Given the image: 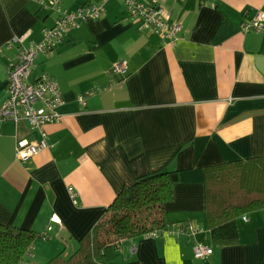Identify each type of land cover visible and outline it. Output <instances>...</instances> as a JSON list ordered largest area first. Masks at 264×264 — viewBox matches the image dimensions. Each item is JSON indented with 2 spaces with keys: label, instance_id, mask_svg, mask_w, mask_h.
<instances>
[{
  "label": "crops",
  "instance_id": "0c3cea01",
  "mask_svg": "<svg viewBox=\"0 0 264 264\" xmlns=\"http://www.w3.org/2000/svg\"><path fill=\"white\" fill-rule=\"evenodd\" d=\"M101 1L61 0V8ZM159 2L182 27L176 42L139 31L124 0H107L99 18L39 55L31 80L53 75L63 103L59 119L44 126L52 146L25 162L17 142L40 143L42 131L26 119L0 124V222L33 230L35 249L39 238L51 239L40 242L46 253L64 240L70 256L97 225L110 237L109 206L124 187L176 170L174 198L163 205L168 229L118 241L117 255L102 264H264V208L239 217L234 245H213L206 226V169L264 156V30L242 26L264 14V0ZM57 17L35 0H0V48L14 37L41 40ZM18 54L4 48L0 56V107ZM124 61L128 73L116 75L113 66ZM185 225L191 229L178 230ZM197 243L213 253L196 257Z\"/></svg>",
  "mask_w": 264,
  "mask_h": 264
},
{
  "label": "trees",
  "instance_id": "16d2710c",
  "mask_svg": "<svg viewBox=\"0 0 264 264\" xmlns=\"http://www.w3.org/2000/svg\"><path fill=\"white\" fill-rule=\"evenodd\" d=\"M178 181V171H164L124 187L109 206L121 211L113 228L118 240L97 237V225L80 239L76 252L70 256L62 253L47 264H102L109 261L110 254L117 255L118 241L167 230L163 205L173 200ZM206 202V226L213 245L237 244L239 217L264 208V156L209 166ZM36 238L33 230L0 222V264H28Z\"/></svg>",
  "mask_w": 264,
  "mask_h": 264
},
{
  "label": "built area",
  "instance_id": "2783aa9c",
  "mask_svg": "<svg viewBox=\"0 0 264 264\" xmlns=\"http://www.w3.org/2000/svg\"><path fill=\"white\" fill-rule=\"evenodd\" d=\"M41 6L55 10L58 17L54 25L43 29V37L37 42L29 45L23 44V38L14 37L6 45L5 49L17 47L18 57L11 61L8 66L9 81L7 100L0 107V124L6 120L18 122L26 119L32 129L42 131L43 138L40 143H34L29 139H20L15 148L16 157L22 161H27L38 154L42 149L51 147L47 141L44 126L59 119L57 108L62 105L63 97L57 79L43 72L36 80H31V74L37 66L41 53L52 51L64 42L67 32L71 28L79 27L89 18H99L105 10L107 0L100 3H84L74 11H66L61 8V0H35ZM127 12V22L142 32H153L161 40L166 42H176L181 31V25L171 22V12L159 0H125ZM245 31L264 30V14L258 15L251 21L243 23ZM0 48V56L4 52ZM116 75H126L129 67L126 61L113 66ZM84 100V96H81ZM71 197L77 203V192L70 187ZM244 219L247 217L244 216ZM191 229L189 225L180 226L179 231L184 232ZM161 230H154L150 236H159ZM195 256L203 258L213 253L211 246L197 243L194 246ZM34 255V254H33Z\"/></svg>",
  "mask_w": 264,
  "mask_h": 264
},
{
  "label": "rangeland",
  "instance_id": "374dc122",
  "mask_svg": "<svg viewBox=\"0 0 264 264\" xmlns=\"http://www.w3.org/2000/svg\"><path fill=\"white\" fill-rule=\"evenodd\" d=\"M113 214H114V216L112 217L111 221L106 225L105 232H104V233H106L107 236H110V237H107V239L109 238L110 240H114L115 239V233L113 234V232H114V229H113L114 228V223L116 221V218L121 214V211L115 210V211H113ZM100 232H101V228H98L96 230V232H95L97 237L101 236L102 233L100 234ZM50 240H46L45 238H39L37 240L38 241L37 242V247H36V249L34 248V255H32L29 258L28 264H47L52 258L57 257L58 255H60L62 253H63V256L67 255V253H65V252H69V250H68V246H67V244L65 243L64 240H63V242H62L63 244H62V246L60 247L59 250L57 249L59 247H53L54 250L50 251L49 253H46V251L43 252L42 249H41V243L44 245L47 242H49ZM68 241H70V239H68ZM56 250H58V251H56Z\"/></svg>",
  "mask_w": 264,
  "mask_h": 264
}]
</instances>
